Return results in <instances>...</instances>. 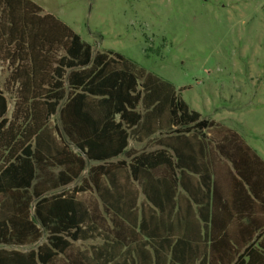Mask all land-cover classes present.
<instances>
[{
  "label": "trees",
  "instance_id": "obj_1",
  "mask_svg": "<svg viewBox=\"0 0 264 264\" xmlns=\"http://www.w3.org/2000/svg\"><path fill=\"white\" fill-rule=\"evenodd\" d=\"M194 207L249 219L251 232L225 238V255L214 235L198 264H264L260 153L33 0H0V264H184L140 239L145 219H190ZM127 238L135 255L114 256Z\"/></svg>",
  "mask_w": 264,
  "mask_h": 264
},
{
  "label": "rangeland",
  "instance_id": "obj_2",
  "mask_svg": "<svg viewBox=\"0 0 264 264\" xmlns=\"http://www.w3.org/2000/svg\"><path fill=\"white\" fill-rule=\"evenodd\" d=\"M33 1L94 50L117 51L173 83L264 158V0Z\"/></svg>",
  "mask_w": 264,
  "mask_h": 264
},
{
  "label": "crops",
  "instance_id": "obj_3",
  "mask_svg": "<svg viewBox=\"0 0 264 264\" xmlns=\"http://www.w3.org/2000/svg\"><path fill=\"white\" fill-rule=\"evenodd\" d=\"M12 109L13 103L10 102L9 116L12 113ZM130 144L133 145L135 142L131 139ZM175 209L177 210V205ZM189 218L190 219H145V232L143 238L140 239L141 242L144 243V252L154 254V251L158 249L159 254L162 256L172 257L176 255L179 258H190L191 261L186 260L187 262L184 264H198V257L202 259L205 256H209L211 251V239L214 235L217 237V240L215 242L213 254L225 255V238H232L233 235L236 236V233L239 234L240 238H247L251 234L246 227L249 219H242L238 222H234V219H199L195 207L194 213L192 216L190 213ZM212 220L214 221V225L212 224ZM225 231H228V236H225ZM112 237V240L115 242V232L112 234ZM220 238L224 241H219ZM166 240L170 241V243L165 242ZM127 241V244L122 247H117L116 244L113 243L114 247L112 249V254L114 256L125 255L126 253L135 255L133 249H130L132 239L127 238ZM97 243L98 245H102L104 240L100 238L97 240ZM160 243L163 244V246H156L158 244L160 245ZM110 249L111 248L104 249L99 247L97 251L100 254L105 251L110 252ZM176 262L179 263L180 261L177 259Z\"/></svg>",
  "mask_w": 264,
  "mask_h": 264
}]
</instances>
